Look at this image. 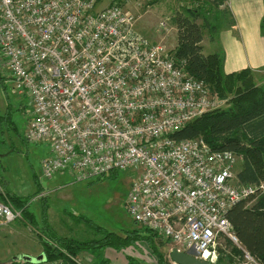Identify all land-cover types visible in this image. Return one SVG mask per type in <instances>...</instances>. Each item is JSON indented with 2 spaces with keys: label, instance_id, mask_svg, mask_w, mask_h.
Wrapping results in <instances>:
<instances>
[{
  "label": "built area",
  "instance_id": "2783aa9c",
  "mask_svg": "<svg viewBox=\"0 0 264 264\" xmlns=\"http://www.w3.org/2000/svg\"><path fill=\"white\" fill-rule=\"evenodd\" d=\"M0 64L31 106L24 138L49 146L40 159L45 177L69 172L81 182L132 169L126 210L170 251L216 264L228 242L236 264H263L238 241L227 211L264 191V180L240 183L231 150L172 137L226 99L139 32L130 11L96 0H0ZM20 214L0 200V229Z\"/></svg>",
  "mask_w": 264,
  "mask_h": 264
},
{
  "label": "rangeland",
  "instance_id": "374dc122",
  "mask_svg": "<svg viewBox=\"0 0 264 264\" xmlns=\"http://www.w3.org/2000/svg\"><path fill=\"white\" fill-rule=\"evenodd\" d=\"M96 2L98 8L117 3L130 11L138 31L149 40L160 43L166 52L172 49L176 42L177 28L172 17L176 12L184 11L188 7L199 10L201 7L204 10L208 9L210 2H213L214 10L208 14L204 12L210 25L218 24L220 28L222 25L230 28L234 24L227 7H225V23H221L222 18L216 21L214 11L220 0H96ZM203 20L198 18V23L203 25ZM161 21H167L166 31L161 29ZM205 27L207 26H203L201 45L206 54L215 44L209 40L212 39L209 38L210 36H214V32H209ZM220 28L216 36L219 35ZM255 73L254 77L264 75V71ZM210 92L215 94L211 89ZM30 114L31 106L26 95L14 94L10 81L7 89L0 87V115H2L0 194L6 195L4 202L14 207L7 196L24 197L28 209L35 215L37 221L35 226H31L20 214V217L0 229V264H9L12 256L22 257L21 261L26 262L23 256L42 249L43 242L40 238L43 236L74 238L82 241L98 237L99 234L95 231L97 226L116 233L138 228L140 234L150 235L145 227L132 220L126 210L127 195L131 182L137 176L136 171L114 170L101 177H92L81 182H73V176L69 172L55 174L50 178L45 177L40 168V159L50 154L48 144L46 142L34 144L24 138V130ZM44 191L47 193H43ZM154 247L162 254L165 263L174 264L169 256L171 245L167 244L165 239L156 236L152 242L139 240L136 245H127L120 250L107 247L100 256L108 259L107 264H129V261L132 264H157ZM232 247L234 246L226 243L225 248L220 249L219 264L237 263L238 254ZM94 254L89 250H81L74 255V258H77L79 264H97L98 259ZM60 259L63 264H69L65 258Z\"/></svg>",
  "mask_w": 264,
  "mask_h": 264
},
{
  "label": "trees",
  "instance_id": "16d2710c",
  "mask_svg": "<svg viewBox=\"0 0 264 264\" xmlns=\"http://www.w3.org/2000/svg\"><path fill=\"white\" fill-rule=\"evenodd\" d=\"M212 4L213 2H210L208 9L204 10L201 7L200 10L188 7L175 13L172 21L177 28V43L167 53L177 61L182 60L188 73L208 85L207 88L219 98L226 99V105L207 111L187 122L175 131L172 137L176 140L203 137L214 149L235 152L239 156L235 173L237 179L244 184H258L264 180V79L257 82L253 71L248 68L225 72L223 51L203 53V26H207L205 28L211 33L220 28L218 24L210 25L206 16L214 10ZM220 4L221 2L216 4L215 18L218 21L221 16V23H225L226 12L225 9L218 8ZM198 18H204L203 25L198 23ZM261 32L264 35V20L261 22ZM0 197L4 201L6 195L0 194ZM7 198L21 210L22 218L29 225L35 226L37 221L28 209L27 200L18 195H8ZM227 212L229 224L232 225L238 241L264 264V191L241 199ZM137 229L116 233L97 226L95 231L99 236L87 240L55 236H43L40 240L43 242L42 249L47 260L65 258L69 264H79L67 255L74 257L81 250H89L93 254L96 253L94 255L98 259L97 264H107L108 259L100 256L105 248L120 250L127 245H136L139 240L152 242L155 236L158 237L147 228L150 235H142ZM51 241H54L56 246H53ZM154 250L157 264H171L165 263L162 254L157 252L155 247ZM234 251L237 253L236 249ZM19 262L21 260L13 258L10 261L17 264ZM128 263L132 264L130 261Z\"/></svg>",
  "mask_w": 264,
  "mask_h": 264
},
{
  "label": "crops",
  "instance_id": "0c3cea01",
  "mask_svg": "<svg viewBox=\"0 0 264 264\" xmlns=\"http://www.w3.org/2000/svg\"><path fill=\"white\" fill-rule=\"evenodd\" d=\"M220 2L219 8L227 7V10L231 12L234 24L230 28H225L222 25L218 36L216 33L219 30L214 32V36L209 37L212 38L209 40L215 46L210 48V52L207 53L223 51V67L227 73L244 68L251 69L254 75H256L255 72L264 71V35L261 32V22L264 18L263 0H220ZM218 20H221V16ZM175 41L174 47L177 43L176 37ZM263 79L264 75L262 76V74L259 77L255 76L257 82H262ZM9 81L6 67L0 64V87L7 89ZM1 121L2 115H0V124ZM26 255L44 256V252L43 249H40L34 254Z\"/></svg>",
  "mask_w": 264,
  "mask_h": 264
},
{
  "label": "water",
  "instance_id": "95a60500",
  "mask_svg": "<svg viewBox=\"0 0 264 264\" xmlns=\"http://www.w3.org/2000/svg\"><path fill=\"white\" fill-rule=\"evenodd\" d=\"M170 259L174 264H213L203 259L196 258L192 255L191 251H178L173 249L169 253ZM25 257L26 262L38 263L44 261L46 258L41 256L31 257V256H23ZM14 260H23L22 257L15 256Z\"/></svg>",
  "mask_w": 264,
  "mask_h": 264
}]
</instances>
